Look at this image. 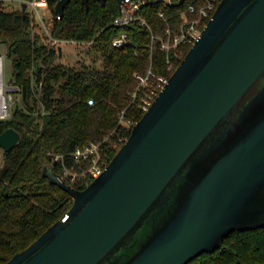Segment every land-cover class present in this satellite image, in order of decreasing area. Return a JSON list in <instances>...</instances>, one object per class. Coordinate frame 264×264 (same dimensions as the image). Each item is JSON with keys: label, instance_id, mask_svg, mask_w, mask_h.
<instances>
[{"label": "water", "instance_id": "95a60500", "mask_svg": "<svg viewBox=\"0 0 264 264\" xmlns=\"http://www.w3.org/2000/svg\"><path fill=\"white\" fill-rule=\"evenodd\" d=\"M70 1L58 0L56 12ZM19 141L9 128L0 149L10 153ZM46 176L72 196L68 218L6 264H189L232 232L264 228V0L219 3L85 189L51 167Z\"/></svg>", "mask_w": 264, "mask_h": 264}, {"label": "trees", "instance_id": "16d2710c", "mask_svg": "<svg viewBox=\"0 0 264 264\" xmlns=\"http://www.w3.org/2000/svg\"><path fill=\"white\" fill-rule=\"evenodd\" d=\"M215 1L218 7L222 0ZM57 2L50 0L53 40L92 42L102 64L82 69L67 65L64 47L61 55L53 41L34 40L32 14L6 10L0 1V43L7 45L11 82L20 86L24 103V108L14 109L10 120L0 121V135L9 128L20 133L18 145L10 153L3 150L0 168V264L33 244L73 205L72 196L46 176L48 167L83 190L94 178L89 175L73 184L64 177L65 167L82 174L88 169L89 164H77L71 153L91 142L100 143L108 165L123 146L119 140L129 138L132 127L119 124L121 112L126 110V118L135 122L144 115L131 104L129 92L138 85L134 75L145 74L152 66L157 74L170 77L166 52L153 35L162 37L167 28L177 33L183 23L181 13L192 0L171 4L148 0L140 11L147 24L135 21L125 28L113 25L119 15L116 0H89L87 5L71 0L61 15L55 10ZM160 10L166 20L159 16ZM124 32L129 43L114 47L113 41ZM190 49L180 45L170 54L177 68ZM35 68L33 81L29 73ZM89 99L94 105H89ZM39 107L42 113L37 112ZM56 155L63 159L54 162ZM189 264H264V228L232 232L220 249Z\"/></svg>", "mask_w": 264, "mask_h": 264}, {"label": "built area", "instance_id": "2783aa9c", "mask_svg": "<svg viewBox=\"0 0 264 264\" xmlns=\"http://www.w3.org/2000/svg\"><path fill=\"white\" fill-rule=\"evenodd\" d=\"M18 1L25 4L28 9L40 16H42V11L51 13L50 0ZM163 1L169 4L172 3V0ZM147 3L148 0H124L121 5H119V15L113 21V25L119 28H125L135 21H140L141 25H146L147 22L140 15V11ZM216 9L217 5L215 0H192L187 9L181 13L183 23L177 33L173 32L171 28H167L164 36L156 37L153 35V39L158 38L160 40L161 49L166 52L170 77L177 69V62L171 59L170 54L180 45L189 47L195 45L201 36L204 25L212 19ZM188 15H193V17H189ZM159 16L166 20L163 10H160ZM60 18L61 16L58 15L57 19ZM58 41L59 40H53L55 45ZM128 43V34L124 32L113 41V46L120 48ZM5 69V58L0 53V121H7L12 118L14 109L16 108L15 104L22 99L20 86L11 82V79H6ZM134 76L138 81V85L129 92L131 104L138 106L140 111L145 114L168 84L170 77L157 74L152 66L149 67L145 74L135 73ZM88 103L89 105H94V100L89 99ZM136 123L137 122L134 120L126 118V110L121 112L119 122L121 126L133 128ZM119 142L124 144L126 140L121 138ZM70 156L79 165L89 164L86 173L83 174L73 172L67 167L64 168V177L69 179L73 184L77 183L82 177L87 178L89 175L95 179L100 176L107 167L101 154L100 143L91 142L84 147H77ZM53 159L54 162H57L63 159V157L61 155H56ZM67 218L68 215L66 214L62 220L65 221Z\"/></svg>", "mask_w": 264, "mask_h": 264}, {"label": "rangeland", "instance_id": "374dc122", "mask_svg": "<svg viewBox=\"0 0 264 264\" xmlns=\"http://www.w3.org/2000/svg\"><path fill=\"white\" fill-rule=\"evenodd\" d=\"M2 2L3 7L6 10L9 11H21V12H29L34 16V25L33 29L31 31V34L35 39L38 40L40 44H47L51 41H53V38L51 36L52 33V27H53V15L49 12L42 11L41 15H38L35 12H32L27 7L24 9V4H22L18 0H0ZM201 1V0H197ZM54 44V42H53ZM58 47H64V62L76 69H82L83 66H90V67H100L102 64V60L99 58L100 51L98 50L97 46L94 45L92 42H76V41H58L56 44ZM0 53L5 58V74L6 79L9 80L12 77V60L7 56L8 54V48L7 45L0 43ZM34 70L30 71V76L32 77L34 81ZM255 85L245 96V98H248L256 89ZM31 104L34 105V102L31 101ZM15 107H23L24 103L23 100L17 101L15 104ZM37 112L42 113V108L39 107V111ZM120 149V148H119ZM4 151L0 149V168L3 166L4 163Z\"/></svg>", "mask_w": 264, "mask_h": 264}]
</instances>
